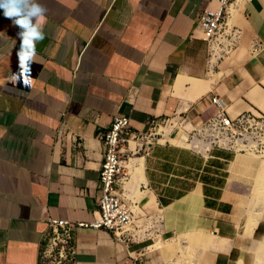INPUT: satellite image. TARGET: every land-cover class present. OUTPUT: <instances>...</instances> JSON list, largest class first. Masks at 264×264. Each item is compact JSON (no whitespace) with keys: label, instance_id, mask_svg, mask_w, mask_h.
Here are the masks:
<instances>
[{"label":"crops","instance_id":"0c3cea01","mask_svg":"<svg viewBox=\"0 0 264 264\" xmlns=\"http://www.w3.org/2000/svg\"><path fill=\"white\" fill-rule=\"evenodd\" d=\"M44 2L46 37L30 75L19 69V29L0 10V264H39L49 217L99 216V134L115 115L144 134L152 118L186 120L190 130L216 112L212 96L232 116L264 114V0L234 4L239 43L211 69L198 17L216 1ZM163 130L149 154L128 159L141 207L128 235L76 227L72 264L165 262L171 248L158 257L153 246L176 233H188V264H236L263 234L260 219L249 227L257 156L199 153L180 128Z\"/></svg>","mask_w":264,"mask_h":264},{"label":"built area","instance_id":"2783aa9c","mask_svg":"<svg viewBox=\"0 0 264 264\" xmlns=\"http://www.w3.org/2000/svg\"><path fill=\"white\" fill-rule=\"evenodd\" d=\"M213 1L218 3V7H206L198 17V27L206 41L209 69L228 56L240 39V30L230 23L234 4L238 0ZM211 101L216 106V112L200 124L193 125L190 130L186 129V120L152 118L148 122L151 128L149 133L143 134L132 128L127 116L115 115L110 126L99 134L103 146V160L98 175L99 216L93 221L77 223L65 218L49 217L40 254L51 257L55 253L62 258L67 250L73 251L71 242L74 230L79 226L101 228L120 238L128 235L141 213L140 202L130 197V190L124 187L125 180L129 177L126 170L127 158L124 155L131 150V141L136 143L135 152L143 149L145 154H149L151 146L163 137V127H169L180 128L185 145L199 153L211 148L255 151L254 148L264 143L263 113L246 111L232 116L220 97L212 96ZM161 127L162 130L159 131Z\"/></svg>","mask_w":264,"mask_h":264},{"label":"rangeland","instance_id":"374dc122","mask_svg":"<svg viewBox=\"0 0 264 264\" xmlns=\"http://www.w3.org/2000/svg\"><path fill=\"white\" fill-rule=\"evenodd\" d=\"M148 133L149 132H147V134ZM134 147L133 148L130 147L131 150L127 151L124 155L127 158V162H128L130 155L133 153H135L134 157L145 155V152L143 149H141L139 151L136 150L137 152H135ZM254 149H255V151H242V152H249V153L256 155L257 158L261 161L260 164L255 165V170L253 172V178H252L253 183L250 185L252 198H251V203L249 205L248 211H249V214L251 215V217L255 213H262L258 217V221H259V219L262 221V226H263V230H264V192L262 195H259L255 191V188L257 186L256 176L260 172L261 167H263V165H264V143L261 146L259 145L258 147L254 148ZM127 166H128V164H126V167ZM130 178H131V174L129 175V178H127L125 180V182H126V183H124L125 188L130 190V193H129L130 197H134L135 199H138L139 198V192H138L139 187L136 188L135 186H130V184L127 182V181H129ZM252 190H253V194H252ZM263 235H264V232L262 235L258 236L255 240H253V242L251 244H249L243 250L241 258L239 259V261L236 264H239L240 262L249 263V259H248L249 256H251L253 253H257V252L261 251V243H262V241H264ZM183 236H185V238H186L188 236V233L183 235ZM183 236H182V233H176V234H174V236L171 239L157 241V243H155V245L153 246L154 255L157 254V256L160 257L159 256L160 251H162V252L166 251L165 249H167V248H171V249H170L169 254L164 259L165 262L157 263V262L153 261V264H188L189 260H191L193 262V258L189 259L187 254L185 256L182 253V243H183L182 237ZM187 243L188 242H185V246L187 245ZM71 244L73 246V240H72ZM55 255L56 254L54 253L51 257H45L41 253L40 257H39V264H72L73 263L74 251L67 250V252L65 253V256L62 258L59 257V255H56V256ZM161 261H163L162 258H161Z\"/></svg>","mask_w":264,"mask_h":264},{"label":"clouds","instance_id":"9594fccd","mask_svg":"<svg viewBox=\"0 0 264 264\" xmlns=\"http://www.w3.org/2000/svg\"><path fill=\"white\" fill-rule=\"evenodd\" d=\"M0 10L19 29L20 46L16 52L20 72L31 74V65L39 63L37 44L46 37L48 8L44 0H0Z\"/></svg>","mask_w":264,"mask_h":264},{"label":"bare ground","instance_id":"6f19581e","mask_svg":"<svg viewBox=\"0 0 264 264\" xmlns=\"http://www.w3.org/2000/svg\"><path fill=\"white\" fill-rule=\"evenodd\" d=\"M135 144L136 143L134 141H131L130 142V147L133 148L135 146ZM256 180H257L256 181L257 186L255 188V191L259 195H262L263 192H264V165H263V167H261L260 172L256 176ZM261 214L262 213H255V214H253V216L251 217L252 219L250 221L251 225H249V227L250 226L251 227H254L256 225V223L258 222V217ZM248 259H249V263H242V262H240L239 264H264V241H262V243H261V251H259L257 253H253L251 256H249Z\"/></svg>","mask_w":264,"mask_h":264}]
</instances>
